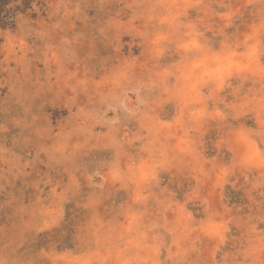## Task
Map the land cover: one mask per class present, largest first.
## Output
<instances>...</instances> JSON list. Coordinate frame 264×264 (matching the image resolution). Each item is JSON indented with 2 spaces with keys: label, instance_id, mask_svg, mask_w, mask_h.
Instances as JSON below:
<instances>
[{
  "label": "rangeland",
  "instance_id": "374dc122",
  "mask_svg": "<svg viewBox=\"0 0 264 264\" xmlns=\"http://www.w3.org/2000/svg\"><path fill=\"white\" fill-rule=\"evenodd\" d=\"M30 1L0 25L25 44L0 51V264H264V0Z\"/></svg>",
  "mask_w": 264,
  "mask_h": 264
},
{
  "label": "clouds",
  "instance_id": "9594fccd",
  "mask_svg": "<svg viewBox=\"0 0 264 264\" xmlns=\"http://www.w3.org/2000/svg\"><path fill=\"white\" fill-rule=\"evenodd\" d=\"M44 3H48V6L50 9H52V12L50 15H55L60 12L61 9H64L67 7V0H43ZM67 15V13H65ZM112 43L113 45H116L118 48V36L112 37ZM0 51H6L7 56L11 57L12 59H15L17 63L19 64L22 60L23 54L25 52V44L22 39H17L11 46L5 45L3 49H0ZM35 52V50H33ZM104 53L101 52L99 55H103ZM22 89H18V91H21ZM261 147L264 148V142L261 143ZM261 167L264 169V155L261 157ZM261 183L264 184V171L261 172ZM67 230L69 232V235L71 234V227L68 225H62L60 228H55L52 233H44V235H51V241L50 243L56 242L61 234L62 230ZM69 237H65V239H68ZM32 256L35 258L34 260L25 257L23 260L19 262V264H50V262L39 256L37 253H33ZM9 264H12L11 260L9 261Z\"/></svg>",
  "mask_w": 264,
  "mask_h": 264
},
{
  "label": "trees",
  "instance_id": "16d2710c",
  "mask_svg": "<svg viewBox=\"0 0 264 264\" xmlns=\"http://www.w3.org/2000/svg\"><path fill=\"white\" fill-rule=\"evenodd\" d=\"M15 0H0V25L8 26L14 23L15 16L18 12H24L26 9L30 8V0H23L22 6H17L16 8L9 7Z\"/></svg>",
  "mask_w": 264,
  "mask_h": 264
}]
</instances>
